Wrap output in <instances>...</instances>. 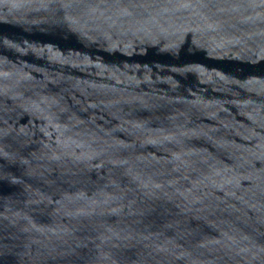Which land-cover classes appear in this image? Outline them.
<instances>
[{
  "label": "water",
  "instance_id": "water-1",
  "mask_svg": "<svg viewBox=\"0 0 264 264\" xmlns=\"http://www.w3.org/2000/svg\"><path fill=\"white\" fill-rule=\"evenodd\" d=\"M0 264H264V0H0Z\"/></svg>",
  "mask_w": 264,
  "mask_h": 264
}]
</instances>
